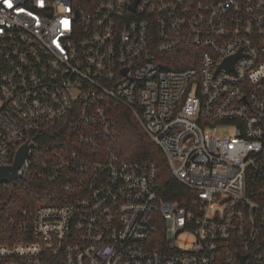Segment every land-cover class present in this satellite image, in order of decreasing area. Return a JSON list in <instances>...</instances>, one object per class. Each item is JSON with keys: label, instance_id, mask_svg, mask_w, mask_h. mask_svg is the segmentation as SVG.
Wrapping results in <instances>:
<instances>
[{"label": "built area", "instance_id": "2783aa9c", "mask_svg": "<svg viewBox=\"0 0 264 264\" xmlns=\"http://www.w3.org/2000/svg\"><path fill=\"white\" fill-rule=\"evenodd\" d=\"M23 145L0 264H264V0H0V167Z\"/></svg>", "mask_w": 264, "mask_h": 264}, {"label": "trees", "instance_id": "16d2710c", "mask_svg": "<svg viewBox=\"0 0 264 264\" xmlns=\"http://www.w3.org/2000/svg\"><path fill=\"white\" fill-rule=\"evenodd\" d=\"M115 121V138L113 149L123 159L151 162L157 170L160 185L159 194L164 199L184 203L190 192L176 179L170 176L166 158L157 146L149 140L132 115L122 106L116 105L111 113ZM24 188L0 185V203L4 200L0 212L8 213L22 204L26 194Z\"/></svg>", "mask_w": 264, "mask_h": 264}, {"label": "water", "instance_id": "95a60500", "mask_svg": "<svg viewBox=\"0 0 264 264\" xmlns=\"http://www.w3.org/2000/svg\"><path fill=\"white\" fill-rule=\"evenodd\" d=\"M27 146L23 145L17 152L14 162L9 166L0 167V183H6L15 178L16 176V169L22 162L25 153H26ZM242 264V262L240 263Z\"/></svg>", "mask_w": 264, "mask_h": 264}, {"label": "snow or ice", "instance_id": "6c2138e0", "mask_svg": "<svg viewBox=\"0 0 264 264\" xmlns=\"http://www.w3.org/2000/svg\"><path fill=\"white\" fill-rule=\"evenodd\" d=\"M9 6H11V5L9 4Z\"/></svg>", "mask_w": 264, "mask_h": 264}]
</instances>
